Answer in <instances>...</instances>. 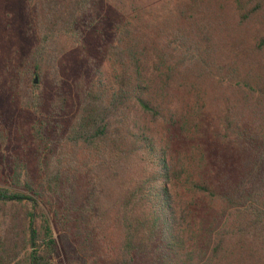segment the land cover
I'll return each mask as SVG.
<instances>
[{
  "label": "trees",
  "instance_id": "obj_1",
  "mask_svg": "<svg viewBox=\"0 0 264 264\" xmlns=\"http://www.w3.org/2000/svg\"><path fill=\"white\" fill-rule=\"evenodd\" d=\"M18 1L35 44L4 74L0 264H264V0ZM64 44L71 112L27 85Z\"/></svg>",
  "mask_w": 264,
  "mask_h": 264
},
{
  "label": "rangeland",
  "instance_id": "obj_2",
  "mask_svg": "<svg viewBox=\"0 0 264 264\" xmlns=\"http://www.w3.org/2000/svg\"><path fill=\"white\" fill-rule=\"evenodd\" d=\"M25 16V6L22 2L18 0H0V112L1 110L3 112L6 108L8 109V112L12 117L11 124L12 122H16L14 120L17 119L16 115L21 111V107H19V95L11 90L8 85L9 82L17 81V79H13V77L16 76L14 69L18 66L17 62H20L19 66L27 67L29 63L27 61L30 59V55L33 51L32 48L35 44L34 36H32L34 30H30V28L25 25ZM27 23L28 22L26 21V24ZM63 46L65 52L62 57H60V62L56 61L54 63L58 68H56L57 72L52 68H45L42 72L35 71L32 68L30 75L27 76V85L28 87H31V81L36 78L34 84H38L40 88L38 89L39 92L42 91V94H44L47 99L58 90V95L65 98L62 103L64 110L71 112L75 104L74 83L78 77V70L84 67L85 63L83 57L77 53V51L71 50L67 44H64ZM7 67L10 71L7 70ZM6 72L9 74V82L8 80L5 81L4 78ZM57 76L58 78H56ZM55 79H57L60 87L55 88V85L53 84ZM223 92L227 96L232 95L226 88L223 89ZM218 101L220 103L219 109L224 113L222 99H218ZM4 113L5 111L2 115ZM24 114V111L20 112V116L22 115L20 117V123L22 122L21 126H23L25 131L28 125L24 123ZM9 127L11 128V126ZM209 132L211 133V128L209 129ZM29 133L30 129L24 132L26 138L24 144H16L17 147H19V145L29 146L26 149L27 153H31V148H35L36 146L32 139L28 137ZM14 145L15 144L9 146V150L12 148L14 149ZM17 152L20 153L21 150L17 149ZM27 157L28 160H30V165H34V160L31 155H28ZM62 263H64V261Z\"/></svg>",
  "mask_w": 264,
  "mask_h": 264
},
{
  "label": "water",
  "instance_id": "obj_3",
  "mask_svg": "<svg viewBox=\"0 0 264 264\" xmlns=\"http://www.w3.org/2000/svg\"><path fill=\"white\" fill-rule=\"evenodd\" d=\"M34 82H36V78L34 79Z\"/></svg>",
  "mask_w": 264,
  "mask_h": 264
}]
</instances>
